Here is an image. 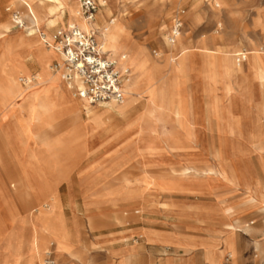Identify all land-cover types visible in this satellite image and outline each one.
<instances>
[{
	"label": "crops",
	"instance_id": "1",
	"mask_svg": "<svg viewBox=\"0 0 264 264\" xmlns=\"http://www.w3.org/2000/svg\"><path fill=\"white\" fill-rule=\"evenodd\" d=\"M46 3L54 5L45 2V6ZM15 7L13 2L9 6L0 0V228L4 218V227L30 244L32 224L28 217L31 208L48 200L55 202L52 213L58 218V237L74 251L89 249L83 260L97 262L87 264H154V260H160L159 264H208L207 250L213 264H220L227 254L222 241L229 233L226 224L235 222L248 225L245 227L247 233L243 232L246 238L238 233L240 231L232 236L238 251L236 264L263 263L261 226L253 227L247 222L259 211L258 205H250L246 197L245 202L227 195V188L232 186L205 176L209 185L211 180L221 183L214 192L222 195L224 202L213 198L215 194L205 189L181 187L180 191L186 193L156 191L149 194L143 187L129 186L124 180L114 187L107 170L114 166L99 165L89 159L100 147L109 150L115 140L125 136L113 128L115 103L94 109L99 105H90L74 97L72 90L57 75L51 70H43L41 62L51 67L62 57L56 50L53 51L59 58L45 53V43L40 42L38 34L31 33L37 26L35 16L30 10L18 6L15 10ZM11 11L12 19L9 18ZM14 13L25 18L26 28L15 27ZM69 25H41L40 30L46 40L55 42L57 32ZM112 32L114 30L107 25L100 34L106 45L114 34ZM34 74L39 75L37 82L26 85L21 82L22 78L30 79ZM104 132L105 139L100 136ZM65 145L68 153L60 152L62 162L51 164V157L57 154V158L58 150ZM51 146L55 150L52 151ZM129 162L127 160L126 165ZM213 163H217L215 159L205 168ZM246 164L251 173H260L264 178L258 155L256 160ZM99 167L105 171L98 170ZM75 180L80 186V201L71 204L75 219L69 223L64 202L76 196L73 193ZM180 183L183 182L175 185ZM62 186L66 187L65 193L61 192ZM193 198L196 201H192ZM157 201L167 207H152L151 204ZM226 205L242 209L230 219L224 211ZM135 207H140L144 214L140 217V210H135L133 219L125 225H117L115 220L122 217L123 211H132ZM83 221L96 226L94 235L85 241L81 229ZM247 240L253 253L246 249ZM93 246L97 248L92 249ZM4 255L0 251V260Z\"/></svg>",
	"mask_w": 264,
	"mask_h": 264
},
{
	"label": "rangeland",
	"instance_id": "2",
	"mask_svg": "<svg viewBox=\"0 0 264 264\" xmlns=\"http://www.w3.org/2000/svg\"><path fill=\"white\" fill-rule=\"evenodd\" d=\"M4 1L9 6L11 2L15 3V10L17 6L26 9L24 5L17 3V0ZM106 1L107 5L100 8L97 19L100 16L101 25H104L106 21L108 22L110 18L114 19L112 23H108V26L116 34L115 41L109 43L111 45L109 49L114 50V46L124 45L125 49L123 51L135 56L137 62H139L137 63L139 65L138 70L134 65H130L131 74L135 76L138 72L137 86L132 90L136 102L131 110L114 111L113 128L119 134H125V136L115 140L113 147L109 150L100 147L89 161L96 162L99 165L109 164L114 166V169H107L110 173L109 176H112L111 182L114 187L123 180L129 186L143 187L145 192L149 194L156 191L170 194L174 192L186 193L180 191L182 190L181 187H189L205 189V191L215 194V196H212L213 198L223 200L222 195L214 192L216 186L221 185V183L211 180L212 184L209 185V182L205 179V176H209L214 180L221 181L223 184L232 186L227 181L205 174V169L211 167L212 164L206 168L205 165L214 162L213 155L220 149L225 157L230 156L232 158L238 176L243 183L242 185L250 184L253 186L259 178L261 185L264 187L262 175L251 173L246 167L248 161L257 159V149L259 146L264 145V131L257 130L248 133L238 131L234 134L226 133V135L217 132V124L214 119L211 120L208 129L205 128V113L216 114L215 96H224V89L228 88V81L235 88L234 96H237L238 91L244 89L245 85L250 86V89H252V82H259L264 90V55L260 59L256 70L239 66H233L225 70L220 65L219 67L210 65L211 54L205 50L206 47H211L223 54H229L230 52L235 54L241 51L249 53L248 50L254 48L263 50L262 53H264V0ZM46 6L50 7L52 5L46 3ZM182 11H184L182 13L184 25L181 36L176 43L178 49H175L174 45L168 43V35L174 17ZM9 18L12 19V11L9 12ZM97 19L94 22L98 23ZM179 42L184 43L185 47L192 48V51L187 54V70L174 75V73H167V71L170 68V56L174 53L173 56L177 57L181 49ZM154 50H157L160 55L156 56ZM47 51V53L50 52L48 49ZM113 54L119 56L121 50L115 51ZM233 58L237 62V55ZM128 59L126 57L125 60H121L120 64L122 62L126 63ZM42 68L45 71L51 70L47 63L42 65ZM37 78H39V75ZM152 90L157 91L158 98L154 100L156 102H151L147 98L149 91ZM127 96L126 94L125 100H127ZM258 99L262 112L264 109V96ZM144 103L146 104L145 107ZM105 105L93 108L99 110L103 109ZM177 106L180 108L188 107L193 119L195 118L194 122L198 121L194 139L188 130H182L176 123L173 112ZM247 107L252 111L248 115L249 117L257 116L259 118L256 125L263 124L264 119L260 118L259 112L256 111L253 103H247ZM168 108L172 112L170 119ZM158 119H162V121ZM169 120L171 121L168 123L169 128L174 127L179 130V132H175L170 129V133L174 137L172 143L180 149V152L177 153L169 151L161 143L164 136L162 134L165 130L164 126H168L167 122ZM241 122L244 123V120H241ZM216 133L217 135H215ZM100 136L105 139L106 133L104 132ZM50 148L52 151L55 150L54 146ZM58 151L59 156L57 158L59 160L56 158L57 154L53 155L54 158L51 157L50 159L51 164L62 162L60 152L68 153L66 145ZM127 160L130 162L126 165ZM258 160L262 165L264 174V158L258 157ZM64 162L68 163V160L65 159ZM187 166L192 168L190 174H186L184 171ZM157 167L161 168L155 169ZM98 170L105 171V168L100 169L99 167ZM158 172L162 175L154 174ZM74 177H77V171ZM202 180H205V182ZM181 181L183 183L178 186L175 185L176 182ZM74 183L73 193L76 196H73L72 200L64 202V213L69 223L75 219L71 204L76 205L80 201L78 197L80 186L76 180ZM235 188L234 186L231 189L227 188L226 194L236 196V198L243 199L246 202L247 193L241 188L237 190ZM171 189L173 190L171 191ZM65 191L66 187L62 186L61 192L65 193ZM212 197L211 199H213ZM192 201H196V198H193ZM261 201L264 202L261 198L251 199L249 203L250 205L259 206ZM54 204L55 202L47 200L31 208L28 217V222L32 224L30 244L23 241L19 234L14 236V233L6 229L3 218L2 227L0 228V251L5 255L7 254V256H3L0 264H43L46 258L45 252L49 249L53 250L56 264H87V262L92 261L83 260V257L88 255L89 249L77 248L74 251L72 246L67 245L58 237L56 233L58 218L52 213ZM156 205L167 207L166 205H160L159 201L154 205L151 204L152 207ZM236 209L240 210L242 208L236 207ZM34 210H37V212L32 213ZM135 210H140V217L144 214L140 207H135L132 211H123L122 217L115 220L117 225H125L133 219ZM224 211L230 218L226 207ZM125 212L127 214H124ZM40 217H46V229L39 221ZM21 220L26 219L23 217ZM252 221H254V224H251ZM247 222L253 227L261 226L262 233L259 237H264V207H260L259 211L257 210V213ZM81 224L82 237L85 241L94 235L96 226L90 221L87 224L83 221ZM238 233L244 236L243 231ZM244 237L246 238V236ZM51 243L55 245L53 246ZM250 244L247 240L246 249L248 251H251L249 250L251 248L249 247ZM223 247L224 252H227L236 264L238 251L235 243L232 247ZM96 248V246H93L92 249ZM263 252L264 249H261V253ZM206 255L209 261L208 264H213L209 250H207ZM92 262L97 261L93 260ZM159 262L160 260H154V264H159Z\"/></svg>",
	"mask_w": 264,
	"mask_h": 264
},
{
	"label": "bare ground",
	"instance_id": "3",
	"mask_svg": "<svg viewBox=\"0 0 264 264\" xmlns=\"http://www.w3.org/2000/svg\"><path fill=\"white\" fill-rule=\"evenodd\" d=\"M45 2H52V3H54V5L51 4L52 6L46 7ZM101 2L103 4V6L107 5L106 0H101ZM17 3L24 5L26 10L28 12L30 10L33 13V15L35 16V18H36L35 23L37 24V26L35 28H33L31 33L38 34L40 36V42L43 43V45L45 43L46 38H45V35L42 34L43 32L40 30L41 25L55 26V25H58L59 23L62 24L63 26H66L67 24H70V26L78 25L80 28H82L86 31L90 30L91 28L97 27V28H100V32H103V30L108 25L107 21L104 23V25H101V23L99 21L100 16L97 19L98 23L97 22H89L88 20H86L82 14L79 0H17ZM66 13H67V19H66ZM13 20L15 22V27H16L17 21L23 22V27L18 28V29H23V28L27 27V21L25 20V18L21 14L14 13L13 14ZM112 33H114V32H112ZM100 38L102 40L104 49L106 51L109 50L112 53H115V51L118 52L121 50V54H125L126 57L129 58L126 61V63L122 62L121 65L123 68L124 67L130 68V65H134L136 67V69L138 70L139 65L137 63H139V62H137V58L130 53L124 52L123 51L125 49L124 45L114 46V48H115L114 50L109 49V48H111V45H109V43L112 41H115V38H116L115 33L111 37H109L110 39L107 41V45H106L105 41L103 40V38L101 37V35H100ZM50 43H52V42H50ZM179 46L181 47V49L178 52V56L177 57L173 56L174 53L170 56V68L168 69L167 73L172 72V73H174V75H177L178 73L185 72L188 68L187 54L190 51H192V48H189L188 46L185 47L184 43H181V42H179ZM47 49L50 50V52L48 54H50L54 57H58V55L53 51L54 50L53 48L47 47L45 49V51H46L45 53L48 52ZM175 49H178V47L176 45H175ZM205 50H207V52L209 54H211L210 55L211 62L209 64L212 66H218V67L220 65L222 67V69L224 68L225 70H228L229 68H232L233 66H236V67L239 66L241 68H249V69L256 70L257 66H259L260 59H262V57L264 55V53H262L263 50H260V49L256 50L254 48L249 49L248 50L249 53L245 51V56H246L245 62L243 64H238L234 60L233 56L241 53L242 51L241 52L235 51L236 52L235 54H233L231 52L229 54H223V53H220V51H217V49H214L211 47H206ZM189 55H191V54H189ZM195 60H197V59L195 58ZM197 62H198V60H197ZM41 64L45 65V63H43V62H41ZM53 74L57 75L70 88V86L62 79L60 72L59 73H53ZM137 78H138V72L136 73L135 76L130 73L129 81L125 85L126 94L128 95L127 100L124 99L122 103L110 102V103H115L114 104L115 105V107H114L115 111L116 110L117 111H123L126 109H130V110L132 109L133 104L136 102V99H135L136 97L133 95L134 93L132 92V90H134L135 87L137 86V84H136ZM251 84L253 85L252 89H250V86L245 85L244 89H240L237 93V96H234L233 92H234L235 88L228 81V88L226 90L224 89V91H225L224 96L223 97L218 96V95L215 96V99H216L215 112H216V114L212 115L211 113H208V114L205 113V128L208 129L211 120L214 119L216 124H217V132L218 133L222 132L225 134L226 133L234 134L238 131L243 132V133H248V132L257 131V130L258 131H260V130L264 131V123L261 125H256L257 121H259V118H257V116H254V117L248 116L252 113V111L247 107V103L252 102L254 107L256 108V111L259 112L260 118L264 119V109L261 112L260 101L258 99L261 96V94H264V90L261 88V84L259 82H252ZM186 91H187V89H186ZM72 93H73V96L76 97L73 90H72ZM76 98H78V97H76ZM147 98L151 102H156L154 100L156 98H158L157 97V91L156 90L149 91ZM183 101H184V99H183ZM107 104H109V103H107ZM145 105L146 104L144 103V107H145ZM88 110H90V109H88ZM134 111H132V112H134ZM168 112H169V119H170L172 117V112L170 111L169 108H168ZM101 114H103V113L101 112ZM99 115L100 114H98V116ZM173 117H174L176 123L181 127V129L182 130L183 129L188 130L191 133L192 138L194 139V137L196 136L195 135L196 130L198 128L197 127L198 121L194 122L195 118L193 119V116H192L190 109L188 107L180 108L179 106H177L173 112ZM158 120L162 121V119H158ZM219 120H220V122H219ZM241 120H244V123H242ZM97 121H99V120H97ZM170 122L171 121L169 120L167 122V125ZM164 128H165V130L162 133L164 136L162 137L161 143L164 144L169 151L176 152V153L180 152V149H178L174 145V143H172V140L174 137L170 133V129L174 130L175 132H179V130L177 128H174V127L169 128V125L167 127L164 126ZM215 135H217V133ZM197 136H199V135H197ZM257 152H258V157L263 159L264 158V145L259 146L257 149ZM213 156H214V159L216 160L217 163H215V164L213 163L211 167H209L208 169H205V174L211 175L214 178H218V179H222L224 181H227L230 185H232L234 187L238 186L239 188L243 189L244 192L247 193L246 198H248L249 200H251V199L256 200L258 198H261L264 200V187L261 185L259 178L257 179V181L255 182V185H253V186H251L250 184L242 185L243 183L238 176V172H237V169L235 168V165L233 164L232 158H230V156L225 157L222 154L220 149L218 151H216ZM184 171L186 172V174H188V173L190 174L192 172V168L190 166H187L184 169ZM225 207H226V210L228 212L230 219L234 218L239 211L238 209H236V207H234L232 205H226ZM258 207L259 208L264 207V202L261 201V203L259 204ZM39 221L42 223V225L46 229V223H47L46 217H40ZM246 226H248V225L246 224L244 226H241L235 222L234 223L231 222V223L227 224L226 229L228 230L229 233L225 238L223 237L224 246L225 247H232L234 244L232 236L236 233V231H243L246 234L247 233V230L245 229ZM227 255H229V254H227Z\"/></svg>",
	"mask_w": 264,
	"mask_h": 264
},
{
	"label": "built area",
	"instance_id": "4",
	"mask_svg": "<svg viewBox=\"0 0 264 264\" xmlns=\"http://www.w3.org/2000/svg\"><path fill=\"white\" fill-rule=\"evenodd\" d=\"M80 6L84 18L94 22L103 4L101 0H80ZM183 12H179L173 19L168 35L170 45H175L181 36L184 25ZM113 20L110 18L107 23H112ZM16 26L22 28L23 22L17 21ZM100 34V28L97 27L86 31L78 25H69L68 28L57 32L55 42L45 40V45L56 50L62 57L61 61L53 63L50 69L53 73L60 72L75 96L90 105L122 103L126 96L125 85L129 81L131 69L123 68L120 64L121 60L126 59L125 54L114 56L104 49ZM154 53L156 56L160 55L157 50H154ZM245 59V52L237 54L238 64L244 63ZM37 81L35 74L30 79H21L24 85ZM45 253L43 264H56L53 250L49 249ZM221 264L234 263L226 254Z\"/></svg>",
	"mask_w": 264,
	"mask_h": 264
}]
</instances>
